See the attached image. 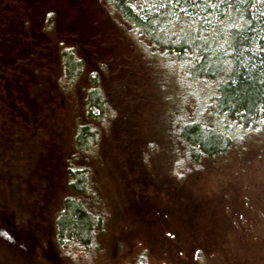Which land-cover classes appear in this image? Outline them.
<instances>
[{"label": "rangeland", "instance_id": "1", "mask_svg": "<svg viewBox=\"0 0 264 264\" xmlns=\"http://www.w3.org/2000/svg\"><path fill=\"white\" fill-rule=\"evenodd\" d=\"M0 9L1 20L20 28L22 48L32 40L23 58L53 93L57 45L70 47L98 74L116 111L89 159L91 184L79 193L100 215L86 248L63 245L55 233L64 197L76 194L65 164H75L70 135L82 120L78 99L69 109L58 95L32 120L39 134L52 133L55 148L28 147L27 140L0 148V264H264V226L251 219L264 211V135L251 152L227 160L181 161L175 74L161 59L141 60L136 40L100 0H0ZM89 86L83 76L68 90L80 97ZM239 216L247 230L236 224Z\"/></svg>", "mask_w": 264, "mask_h": 264}, {"label": "trees", "instance_id": "2", "mask_svg": "<svg viewBox=\"0 0 264 264\" xmlns=\"http://www.w3.org/2000/svg\"><path fill=\"white\" fill-rule=\"evenodd\" d=\"M100 1L136 40L141 60L161 59L175 74L179 87L173 95L178 93L180 98H172V104L181 117L176 118L180 127L174 138L179 144L176 151L186 156L181 161L227 160L238 151L251 152L252 141L264 135V0ZM9 20L0 19V148L7 141L19 146L23 140L28 147L37 148L40 143L46 152L55 148L52 133L39 134L38 122L32 120L58 95L69 109L78 99L82 120L74 123L70 135L75 164H65L68 188L76 194L64 197L55 233L63 245L89 247L100 228V215L82 205L79 193L91 184L89 159L111 128L116 111L98 74L88 73L82 57L70 47L57 45V73L52 81L48 78L53 93L38 69L29 70L32 60L23 58L34 50L32 40L22 48V32ZM10 68L13 71L8 73ZM83 76L90 86L82 96H75L68 88ZM243 198L246 204L250 200ZM251 219L264 226V211L257 210ZM234 220L238 227L248 229L240 216Z\"/></svg>", "mask_w": 264, "mask_h": 264}]
</instances>
